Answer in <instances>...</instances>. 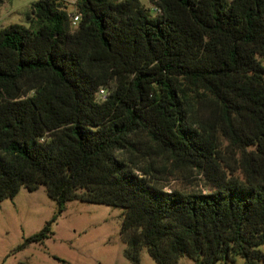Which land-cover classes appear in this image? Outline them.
Instances as JSON below:
<instances>
[{
	"label": "trees",
	"instance_id": "obj_1",
	"mask_svg": "<svg viewBox=\"0 0 264 264\" xmlns=\"http://www.w3.org/2000/svg\"><path fill=\"white\" fill-rule=\"evenodd\" d=\"M75 6L0 27V202L46 186L58 204L18 249L79 200L121 209L132 264H263L264 0ZM178 172L205 188L168 189Z\"/></svg>",
	"mask_w": 264,
	"mask_h": 264
},
{
	"label": "rangeland",
	"instance_id": "obj_2",
	"mask_svg": "<svg viewBox=\"0 0 264 264\" xmlns=\"http://www.w3.org/2000/svg\"><path fill=\"white\" fill-rule=\"evenodd\" d=\"M35 0H3L0 4V27L23 22L24 13ZM74 12L76 0H65ZM147 3V0H142ZM202 177L184 178L178 172L168 181V189H204ZM58 211L46 186L36 191L22 187L14 198L0 202V264H132L125 256L122 240L121 209L106 204L69 201L53 224L54 235L44 243L18 249L30 235L38 233ZM141 264H158L144 247ZM179 264H194L188 257ZM264 264V263H263Z\"/></svg>",
	"mask_w": 264,
	"mask_h": 264
},
{
	"label": "built area",
	"instance_id": "obj_3",
	"mask_svg": "<svg viewBox=\"0 0 264 264\" xmlns=\"http://www.w3.org/2000/svg\"><path fill=\"white\" fill-rule=\"evenodd\" d=\"M78 21H79V16L78 15H75V16L72 17V24H73V26H77ZM99 95H100V97L102 99H105L107 97V90L105 88H101Z\"/></svg>",
	"mask_w": 264,
	"mask_h": 264
}]
</instances>
